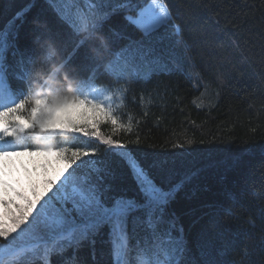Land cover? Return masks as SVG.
<instances>
[{"label": "snow or ice", "instance_id": "1", "mask_svg": "<svg viewBox=\"0 0 264 264\" xmlns=\"http://www.w3.org/2000/svg\"><path fill=\"white\" fill-rule=\"evenodd\" d=\"M79 2L64 0L67 15L74 14L69 27L74 36L87 33L95 52L72 68L85 40L77 39L65 54L50 38L42 46L41 64L57 62L65 75L59 85L41 82L52 89L47 94L13 90L7 77L5 61L11 46L19 57L16 79L24 81L29 93L39 79L29 68L34 59H26L15 43L18 26L9 44V32L23 10L0 29V264H53L54 256L55 264H88L78 258L79 251L90 249L95 262L98 245L107 247L106 264H251L247 250H241V260L221 261L217 257L227 250L221 247L214 253L207 244L200 245L194 256L172 208L191 176L173 179L165 160H141L134 154L138 149L129 147L141 144L139 134L127 141L115 138L121 131H133L131 116L125 124L116 114L127 100L128 81L147 82L153 74L180 67L177 47L183 43L182 27L175 23L168 0H84L88 10L73 7ZM117 14H123L126 27L136 35H127L126 43L114 49L96 33H102L103 24ZM52 75L58 77L59 69ZM105 125L110 126L109 133L102 131ZM68 134L90 143H51ZM26 136L43 143L22 145ZM193 143L187 141L189 146ZM109 153L118 162L108 159ZM24 156L54 157L64 166L43 179L42 190L32 179L23 187L6 177L13 158ZM21 167L28 172L23 161ZM39 167L47 174L48 165Z\"/></svg>", "mask_w": 264, "mask_h": 264}, {"label": "trees", "instance_id": "2", "mask_svg": "<svg viewBox=\"0 0 264 264\" xmlns=\"http://www.w3.org/2000/svg\"><path fill=\"white\" fill-rule=\"evenodd\" d=\"M168 5L182 27L180 67L153 74L147 82L128 81L127 100L116 114L125 124L131 116L133 131H121L115 138L127 141L139 134L141 144L129 147L138 149L134 154L141 160H165L173 179L191 176L172 208L194 256L207 244L214 253L221 247L227 250L217 257L221 261L241 260V250H247L251 264H264V0H168ZM21 10L24 15L10 30L9 44L18 26L15 43L25 58L34 59L29 68L39 79L30 93L22 80L14 90L48 93L52 89L41 82L59 85L65 71L57 62L41 64L42 46L52 38L68 54L80 34L72 35L70 23L49 0H0V29ZM129 34L136 35L126 27L123 14L107 20L103 32L96 33L114 49ZM13 50L10 46L5 61L8 71L19 67L18 56L9 59ZM94 52L88 35L70 67L78 68ZM54 69H59L58 77H53ZM102 131L109 133L110 126ZM188 140L194 143L189 146ZM51 143L84 146L90 141L68 134ZM108 159L118 162L114 153ZM129 183L134 185L130 177ZM78 258L88 264L109 259L107 247L100 245L95 262L87 247ZM52 259L55 264L56 257Z\"/></svg>", "mask_w": 264, "mask_h": 264}, {"label": "rangeland", "instance_id": "3", "mask_svg": "<svg viewBox=\"0 0 264 264\" xmlns=\"http://www.w3.org/2000/svg\"><path fill=\"white\" fill-rule=\"evenodd\" d=\"M55 8L59 11L62 16L71 23L72 19H74V14L72 16L67 15L68 5L64 3V0H49ZM74 8H82L85 10L89 9V5L84 2V0H80L77 5L73 6ZM91 12H95V9H91ZM91 14V13H90ZM81 39H85L86 33L81 32ZM21 161L25 165H27L28 172L25 171L23 167H21ZM42 164L48 165V172L45 174L44 169L39 167ZM64 162L57 161L54 157H43V156H35V157H19L13 158V163L9 165L8 172L9 175L6 177L13 182H19L25 187H28L29 180H35L40 184V188L42 189V181L45 178H51L56 175V173L63 168Z\"/></svg>", "mask_w": 264, "mask_h": 264}]
</instances>
